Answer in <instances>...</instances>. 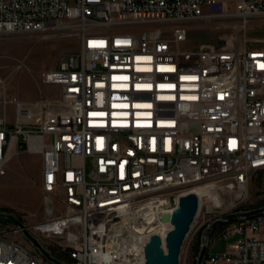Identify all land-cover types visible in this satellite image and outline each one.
<instances>
[{
    "label": "built area",
    "instance_id": "2783aa9c",
    "mask_svg": "<svg viewBox=\"0 0 264 264\" xmlns=\"http://www.w3.org/2000/svg\"><path fill=\"white\" fill-rule=\"evenodd\" d=\"M259 17L264 0H0V35L79 40L41 72L55 97L11 95L0 75V174L11 147L42 154L47 212L30 232L67 250L65 264H141L186 191L245 198L264 169V46L247 38ZM192 21L231 33L189 46ZM17 236L0 233V264H54ZM218 237L202 264H264V212Z\"/></svg>",
    "mask_w": 264,
    "mask_h": 264
},
{
    "label": "rangeland",
    "instance_id": "374dc122",
    "mask_svg": "<svg viewBox=\"0 0 264 264\" xmlns=\"http://www.w3.org/2000/svg\"><path fill=\"white\" fill-rule=\"evenodd\" d=\"M254 21V29L250 30ZM187 44L221 45L224 36L231 33L228 27L219 22L192 21L188 23ZM252 31V32H251ZM251 32V33H250ZM264 17L250 21L247 30L249 43L255 46L264 41ZM79 46L76 36H66L59 32H28L0 35V75L8 81V92L21 99L31 100L41 96L55 97L59 87L54 83H43L41 72L54 67L60 57ZM21 66L18 67V64ZM12 127V126H11ZM42 154L31 153L21 146L15 147L11 159L5 166V173L0 174V209L12 212L20 218L27 227H31L46 216L47 203L45 191L41 185ZM232 201V204H228ZM225 204L214 210L208 209L205 199L181 248L179 264H196L192 253V244L202 241L207 223L223 213L249 208L264 203V169L255 172L248 185L245 198L236 200L231 195H225ZM252 208V207H251ZM8 220V219H7ZM15 225L8 220L0 222V233L13 228ZM219 230H213L208 242L212 251L224 249L225 240L219 236ZM9 235V234H8ZM17 238L29 244L26 238ZM48 245V241H42ZM212 243V245L210 244ZM201 245V243H200Z\"/></svg>",
    "mask_w": 264,
    "mask_h": 264
},
{
    "label": "water",
    "instance_id": "95a60500",
    "mask_svg": "<svg viewBox=\"0 0 264 264\" xmlns=\"http://www.w3.org/2000/svg\"><path fill=\"white\" fill-rule=\"evenodd\" d=\"M198 205V195L193 191H189L179 196L177 206L171 212L166 211L161 213L160 220L162 222H169L171 227L164 236H161L159 233L150 235L149 240L144 246V261L141 264H179L181 248L198 213ZM262 212H264V204L247 209H235L223 213L207 223L196 258V264L203 263L210 235L214 229L235 219L252 217ZM0 217L10 220L16 225L26 240L38 249L47 260L54 264H65L60 258L52 255L15 214L0 209Z\"/></svg>",
    "mask_w": 264,
    "mask_h": 264
},
{
    "label": "bare ground",
    "instance_id": "6f19581e",
    "mask_svg": "<svg viewBox=\"0 0 264 264\" xmlns=\"http://www.w3.org/2000/svg\"><path fill=\"white\" fill-rule=\"evenodd\" d=\"M13 153H14V148L11 147V150L9 152V155H10L9 159H11ZM190 191H193L198 195V204H199L198 206H199V208L203 202V198L205 199V202L207 204L208 209H213L214 207L220 208L223 205L227 206L228 204H230V205L232 204V201H230L228 204H225L224 200L219 196L217 190L215 189V186H213L211 184L206 188L193 187ZM187 192H189V191H186V193ZM235 220H237V219H235ZM161 227H163V230L160 233H162V235H165L166 228L171 227V225L169 222H163ZM20 233H21V230H20ZM43 245H44V243H43ZM44 246H47V245H44Z\"/></svg>",
    "mask_w": 264,
    "mask_h": 264
},
{
    "label": "trees",
    "instance_id": "16d2710c",
    "mask_svg": "<svg viewBox=\"0 0 264 264\" xmlns=\"http://www.w3.org/2000/svg\"><path fill=\"white\" fill-rule=\"evenodd\" d=\"M21 146L22 148L25 147L24 144L22 145H19ZM264 203H260V204H257V205H253L251 207H257V206H261L263 205ZM249 207V208H251ZM239 209H247L246 207L242 208L240 207ZM0 222H4V223H7L8 220L5 219V218H1L0 217ZM226 224H222L220 226H218L215 230H221ZM200 241L199 240H196L193 244H192V253L196 256V254L199 252V248H200ZM48 247L52 250V252L54 253L55 256H57L58 258H60L62 261H65L66 263H68L69 261V258H68V255H67V250L64 251V250H54V247H52L51 245L48 244Z\"/></svg>",
    "mask_w": 264,
    "mask_h": 264
},
{
    "label": "crops",
    "instance_id": "0c3cea01",
    "mask_svg": "<svg viewBox=\"0 0 264 264\" xmlns=\"http://www.w3.org/2000/svg\"><path fill=\"white\" fill-rule=\"evenodd\" d=\"M253 24H255L254 21L251 22L250 30L255 28V25H256V24H255V25H253ZM251 32H252V31H251ZM251 32H250V33H251ZM260 35H261L262 37H264V34H260ZM252 45H254V44H252ZM256 45H258V46H264V41H260V43H258V44H256ZM254 46H255V45H254Z\"/></svg>",
    "mask_w": 264,
    "mask_h": 264
},
{
    "label": "snow or ice",
    "instance_id": "6c2138e0",
    "mask_svg": "<svg viewBox=\"0 0 264 264\" xmlns=\"http://www.w3.org/2000/svg\"><path fill=\"white\" fill-rule=\"evenodd\" d=\"M161 87H165V85H161ZM168 87H171V85H169Z\"/></svg>",
    "mask_w": 264,
    "mask_h": 264
}]
</instances>
